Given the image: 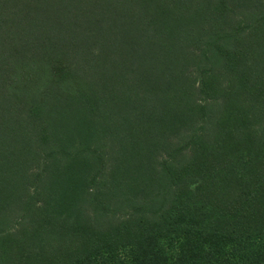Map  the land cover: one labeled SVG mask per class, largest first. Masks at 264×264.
Returning <instances> with one entry per match:
<instances>
[{
    "label": "trees",
    "instance_id": "trees-1",
    "mask_svg": "<svg viewBox=\"0 0 264 264\" xmlns=\"http://www.w3.org/2000/svg\"><path fill=\"white\" fill-rule=\"evenodd\" d=\"M0 264H264V0H0Z\"/></svg>",
    "mask_w": 264,
    "mask_h": 264
}]
</instances>
